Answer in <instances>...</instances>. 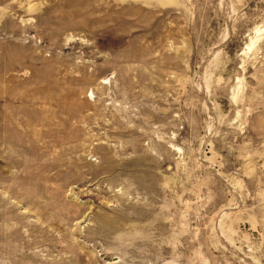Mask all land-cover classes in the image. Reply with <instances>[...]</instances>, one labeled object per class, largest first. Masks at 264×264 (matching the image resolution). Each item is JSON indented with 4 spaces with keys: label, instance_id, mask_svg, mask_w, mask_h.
Segmentation results:
<instances>
[{
    "label": "rangeland",
    "instance_id": "obj_1",
    "mask_svg": "<svg viewBox=\"0 0 264 264\" xmlns=\"http://www.w3.org/2000/svg\"><path fill=\"white\" fill-rule=\"evenodd\" d=\"M0 264H264V0H0Z\"/></svg>",
    "mask_w": 264,
    "mask_h": 264
},
{
    "label": "bare ground",
    "instance_id": "obj_2",
    "mask_svg": "<svg viewBox=\"0 0 264 264\" xmlns=\"http://www.w3.org/2000/svg\"><path fill=\"white\" fill-rule=\"evenodd\" d=\"M214 55V52L212 51L209 55H208V57H207V59H206V61L204 62V64H203V66H202V68L200 69V71H199V73H198V76L196 77V79H195V84H196V87L200 90V92L203 94H206L207 93V89H208V87H209V85L207 84V81L208 80H210L209 78V76H212V74L210 75L209 74V71L210 72H213V71H211L210 69H211V66H212V60L214 59L213 56ZM213 61H215V60H213ZM214 64V63H213ZM207 67H210L209 68V70L207 69ZM208 70V71H207ZM210 82V81H209ZM208 86V87H207ZM20 220H21V218H20ZM22 222V221H21ZM23 235H22V233H21V231H19V229H14V230H12V232L11 233H4V234H2V241H1V248H2V251L4 252V251H7L8 250V247L11 245V247H12V249H11V251L13 252V253H15V252H17V250H19L20 251V249L18 248V246H17V241H23L24 240V237H22ZM22 237V239H20L19 240V238H21ZM23 243H28L27 241L25 242V241H23ZM31 245V244H30ZM10 251V252H11Z\"/></svg>",
    "mask_w": 264,
    "mask_h": 264
}]
</instances>
